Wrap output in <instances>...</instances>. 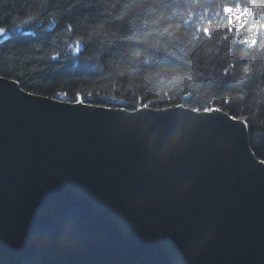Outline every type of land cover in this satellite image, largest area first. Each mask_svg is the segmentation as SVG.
Wrapping results in <instances>:
<instances>
[{
    "label": "water",
    "instance_id": "95a60500",
    "mask_svg": "<svg viewBox=\"0 0 264 264\" xmlns=\"http://www.w3.org/2000/svg\"><path fill=\"white\" fill-rule=\"evenodd\" d=\"M0 264H264V163L218 110L83 107L0 77Z\"/></svg>",
    "mask_w": 264,
    "mask_h": 264
},
{
    "label": "trees",
    "instance_id": "16d2710c",
    "mask_svg": "<svg viewBox=\"0 0 264 264\" xmlns=\"http://www.w3.org/2000/svg\"><path fill=\"white\" fill-rule=\"evenodd\" d=\"M5 29L0 77L23 91L218 110L245 124L264 163V0H0Z\"/></svg>",
    "mask_w": 264,
    "mask_h": 264
},
{
    "label": "snow or ice",
    "instance_id": "6c2138e0",
    "mask_svg": "<svg viewBox=\"0 0 264 264\" xmlns=\"http://www.w3.org/2000/svg\"><path fill=\"white\" fill-rule=\"evenodd\" d=\"M7 30L5 29L3 33H0V44L5 43L8 39H10V36L6 34ZM57 96H60L61 93L57 92ZM64 97L67 98V93H63ZM74 102H78L81 104L83 107H89L91 105L85 103V97L81 93H77L74 99ZM105 107H107L105 105Z\"/></svg>",
    "mask_w": 264,
    "mask_h": 264
},
{
    "label": "clouds",
    "instance_id": "9594fccd",
    "mask_svg": "<svg viewBox=\"0 0 264 264\" xmlns=\"http://www.w3.org/2000/svg\"><path fill=\"white\" fill-rule=\"evenodd\" d=\"M172 150H173V146H170V145L161 146V148L158 151V155H159L161 162H163L167 158L168 154H170Z\"/></svg>",
    "mask_w": 264,
    "mask_h": 264
}]
</instances>
